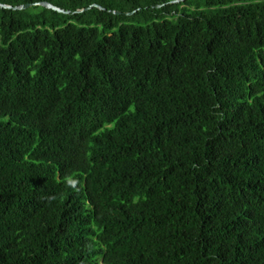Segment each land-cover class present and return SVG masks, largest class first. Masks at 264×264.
<instances>
[{
	"label": "trees",
	"instance_id": "trees-1",
	"mask_svg": "<svg viewBox=\"0 0 264 264\" xmlns=\"http://www.w3.org/2000/svg\"><path fill=\"white\" fill-rule=\"evenodd\" d=\"M173 1L0 0V264H264V0Z\"/></svg>",
	"mask_w": 264,
	"mask_h": 264
},
{
	"label": "water",
	"instance_id": "water-1",
	"mask_svg": "<svg viewBox=\"0 0 264 264\" xmlns=\"http://www.w3.org/2000/svg\"><path fill=\"white\" fill-rule=\"evenodd\" d=\"M186 0H175L173 1L172 3L173 4H179V3H183L185 2ZM43 7L45 9H48V10H52V11H55L57 13H60V14H70V12L68 11H64L52 4H49L47 2H42V3H37V4H27V5H23V6H17V7H12V6H9V5H2L0 4V9H6V10H14V11H23V10H27L29 8H32V7ZM92 8H97L99 10H103L102 7L98 6V5H92L90 6L89 8H86V9H81V10H77L75 13L76 14H81V13H85L87 12L88 10L92 9ZM115 15H120L121 13L120 12H113ZM133 13H128L126 15L130 16L132 15Z\"/></svg>",
	"mask_w": 264,
	"mask_h": 264
},
{
	"label": "rangeland",
	"instance_id": "rangeland-1",
	"mask_svg": "<svg viewBox=\"0 0 264 264\" xmlns=\"http://www.w3.org/2000/svg\"><path fill=\"white\" fill-rule=\"evenodd\" d=\"M197 1H202V0H197Z\"/></svg>",
	"mask_w": 264,
	"mask_h": 264
}]
</instances>
